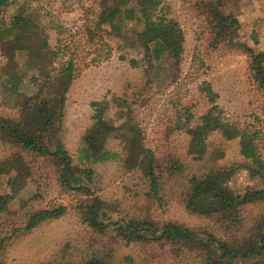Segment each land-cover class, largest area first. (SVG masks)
<instances>
[{
  "label": "trees",
  "instance_id": "1",
  "mask_svg": "<svg viewBox=\"0 0 264 264\" xmlns=\"http://www.w3.org/2000/svg\"><path fill=\"white\" fill-rule=\"evenodd\" d=\"M62 1L78 4L90 37L99 33L117 40L120 49L135 48L146 65L138 83L125 85L124 98L92 102V122L82 133L74 162L60 131L66 93L80 67L73 55L66 57L68 45L62 50L50 46L36 11L19 5L6 19L3 9L14 1L0 0V52L6 58L3 82L15 93L12 102L17 108L13 115L0 113V145L6 149L0 156V175H7L9 186L8 192L0 191V264H7L6 252L19 237L67 212L64 203L42 205L41 191L19 198L17 206L10 207L28 181L45 188L53 179L76 198L72 206L82 227L77 239L39 264H134L130 255L120 253L129 245L142 252L139 264H264V186L242 193L229 190L225 182L233 169L218 162L223 149L208 141L214 131L227 140L238 138L244 165L264 181L260 127L224 119L215 102L217 93L205 81L199 89L210 106L200 121L192 125L190 108L179 109L176 103L163 130L166 143L173 133L186 134L185 151L166 146L156 152L139 126L140 103L149 98L143 90L152 91L151 81L160 73L173 80L183 58L184 29L169 6L164 0ZM190 3L204 25L208 48L225 46L243 53L248 76L264 95V49L234 39L240 25L223 0ZM130 62L135 65L137 59ZM20 84L24 90H17ZM111 113L116 114L113 119ZM111 139L118 141L119 149L107 147ZM111 159L117 160L119 181L128 187L123 202L133 206L130 213L119 210L115 217L107 213L110 202L96 193L99 176L93 168ZM169 202L210 219L212 225L197 228L159 219L156 212L163 213Z\"/></svg>",
  "mask_w": 264,
  "mask_h": 264
},
{
  "label": "rangeland",
  "instance_id": "2",
  "mask_svg": "<svg viewBox=\"0 0 264 264\" xmlns=\"http://www.w3.org/2000/svg\"><path fill=\"white\" fill-rule=\"evenodd\" d=\"M14 4L4 7L6 19L19 5L36 11L38 19L46 27L48 42L51 47H62L66 44L68 53L73 55L80 67L79 74L74 78L66 93L65 113L63 117L60 139L65 147L76 156L81 143V136L92 122L93 101L124 98L125 85L136 84L142 76L146 61L135 48H119L117 40L105 36L91 34L86 31L85 20L81 8L74 2L62 0H13ZM169 6L171 15L175 16L184 29V51L175 77L170 81L167 74L160 73L156 80L151 81L152 91L147 88L142 93L149 96L140 103L139 126L142 129L146 143L156 152L166 146H175L179 152L186 149L187 135L181 132L170 136V143L164 142V128L167 117H172L174 105L180 109L188 106L193 113L191 124L200 121L199 117L210 106L200 84L208 82L217 93L215 99L221 116L229 122L260 127V151L264 159V95L255 89L248 76L246 56L236 49L220 46L211 49L207 46L204 25L194 14L190 0H164ZM224 8L232 11L239 22V29L234 33L236 41L244 42L255 49H264V0H223ZM15 12V11H14ZM12 45L6 46L9 48ZM137 59V64H131L130 59ZM6 58L0 52V113L13 115L17 108L12 99L14 92L4 87V65ZM31 71L27 70V75ZM27 79H24V81ZM33 85V84H32ZM22 84L17 90H24ZM27 90V89H26ZM112 119L116 116L109 115ZM209 142L219 144L223 156L219 163L232 168L231 176L226 179V186L233 193H242L246 188L258 189L264 186V181L245 165V159L239 152L238 138L224 139L214 131L208 136ZM1 144V143H0ZM107 147L119 149L118 141L111 139ZM6 149L0 145V156ZM99 176L98 193L101 198L110 202L107 213L113 217L122 210L130 213L133 206H128L123 200L127 196V185L119 181L117 160H108L93 166ZM44 172V168L41 171ZM7 175H0V191L8 192ZM97 179V177H96ZM39 181H43L42 178ZM40 183V182H38ZM46 188V190H45ZM38 186L37 182L28 181L18 191L10 207H16L19 198L26 199L35 191H41L42 205L47 202L64 203L68 205L67 212L56 219L46 221L29 233L19 237L7 250V264H39L50 258L66 242L78 238L81 222L72 206V197L68 191L62 190L55 180L47 181L46 186ZM127 205V206H126ZM251 208V212L255 209ZM159 219H172L192 227H210L212 221L190 214L174 203L166 205L163 213L156 212ZM121 254L132 257L134 264H139L142 252L137 247L129 245L122 247ZM174 264V262H171Z\"/></svg>",
  "mask_w": 264,
  "mask_h": 264
}]
</instances>
